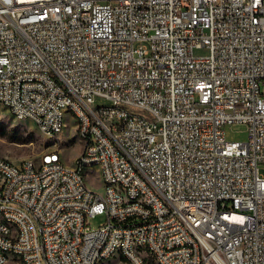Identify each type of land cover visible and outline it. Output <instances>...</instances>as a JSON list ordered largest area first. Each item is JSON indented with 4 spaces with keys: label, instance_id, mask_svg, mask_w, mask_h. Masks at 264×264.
Returning a JSON list of instances; mask_svg holds the SVG:
<instances>
[{
    "label": "built area",
    "instance_id": "built-area-1",
    "mask_svg": "<svg viewBox=\"0 0 264 264\" xmlns=\"http://www.w3.org/2000/svg\"><path fill=\"white\" fill-rule=\"evenodd\" d=\"M0 104L88 139L0 159V264H264V0H0Z\"/></svg>",
    "mask_w": 264,
    "mask_h": 264
},
{
    "label": "rangeland",
    "instance_id": "rangeland-1",
    "mask_svg": "<svg viewBox=\"0 0 264 264\" xmlns=\"http://www.w3.org/2000/svg\"><path fill=\"white\" fill-rule=\"evenodd\" d=\"M110 100L97 97L94 106H109ZM75 125V118H65L63 132L58 135L59 147L62 149V159L65 164L72 167L74 159L81 151L82 141L77 136L72 127ZM71 127V128H70ZM225 136L227 140L245 141L247 138L246 128L242 124H230L225 126ZM53 140H48L42 135L37 125L31 119L18 120L12 116L8 109L0 104V156L5 157L15 163L24 159L36 157L45 147L52 146ZM261 171L264 168L260 165ZM86 182L94 191L103 194V182L100 180L98 170L90 167L86 175ZM105 215L98 214L90 219L92 227H97L104 221ZM119 256L116 254L106 261V264H116ZM118 264V262H117Z\"/></svg>",
    "mask_w": 264,
    "mask_h": 264
},
{
    "label": "bare ground",
    "instance_id": "bare-ground-1",
    "mask_svg": "<svg viewBox=\"0 0 264 264\" xmlns=\"http://www.w3.org/2000/svg\"><path fill=\"white\" fill-rule=\"evenodd\" d=\"M95 108L108 109V108H111V104L109 106H100L99 105V106H96ZM12 116H14L16 118L15 115H12ZM71 116H73L75 118L74 127H76V122H81V114H71ZM16 119L22 120V119H26V118L17 117ZM64 120L65 119L61 120V129H63V127H64ZM37 128H38L39 132L42 135H44L48 140L54 141L52 146L58 145L57 142L58 141L60 142L58 135H48L47 130L41 129L39 125H37ZM76 134L80 138V140L82 141V148H81V151L78 154V156H76V158L74 159V165L72 167H69V168H78L81 156H83L85 153L88 152V139H87V137H85V134L81 133V132L76 131ZM52 146H49V147H52ZM0 159H7V158L0 156ZM28 161H32V158L24 159L20 162H28ZM86 166H89V168L90 167L96 168L98 170L100 180H102L103 184L104 185H110V176H105L102 169L99 168V159H86ZM113 189H120V181H113ZM0 219H3V210H0ZM116 254L119 256L118 250H110V252L106 256L103 257L102 264H106V261L109 260L111 257L115 256ZM11 262L12 263H19V253H11ZM118 264H129V262H118ZM147 264H154V259H147Z\"/></svg>",
    "mask_w": 264,
    "mask_h": 264
}]
</instances>
